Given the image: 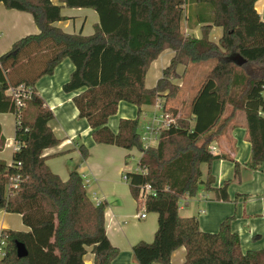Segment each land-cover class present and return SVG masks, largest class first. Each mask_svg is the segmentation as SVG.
I'll use <instances>...</instances> for the list:
<instances>
[{
    "label": "trees",
    "instance_id": "trees-1",
    "mask_svg": "<svg viewBox=\"0 0 264 264\" xmlns=\"http://www.w3.org/2000/svg\"><path fill=\"white\" fill-rule=\"evenodd\" d=\"M256 1L0 0L7 10L30 14L38 28L0 55V114L15 116L17 145L9 165L0 161V210L20 215L28 228L0 232V264H84L87 249L93 264H111L118 255L105 233L106 204L91 201L77 172L63 181L42 156L59 140L50 126L54 116L37 95L35 83L64 59L74 69L62 91L78 92L72 103L91 129L92 140L140 154V172L127 173L125 180L133 199L158 220L153 241L132 247L135 262L170 264L171 254L183 247L182 264H264V250L241 252L230 229L232 218L223 220L216 233H205L194 217L178 214L180 202L200 190L212 193L216 201H228V182L214 188L212 176L201 180L200 166L221 158L209 146L234 112L245 116L251 146L246 167L256 170L264 163V22L255 11ZM62 6L95 11L99 24L94 33L67 34L55 27L63 19ZM182 22L189 30L200 26L202 37L185 35ZM214 27L222 30L218 43L208 39ZM165 50L174 52L170 64L156 86L147 89L146 71ZM236 57L245 62L238 65ZM206 62L213 66L191 100L189 117L177 116L167 107L179 90L172 83L176 68ZM18 88L19 105L7 94ZM157 100H163V111L175 123L158 132L155 146L142 147L137 119H121L116 133L108 128L119 102L140 109ZM227 110L232 114L225 115ZM78 150L85 159L87 149L80 145ZM145 187L150 193L143 192Z\"/></svg>",
    "mask_w": 264,
    "mask_h": 264
},
{
    "label": "crops",
    "instance_id": "crops-1",
    "mask_svg": "<svg viewBox=\"0 0 264 264\" xmlns=\"http://www.w3.org/2000/svg\"><path fill=\"white\" fill-rule=\"evenodd\" d=\"M52 3L59 4L57 0H52ZM254 8L264 22V0L256 1ZM60 14L63 19L54 23V26L67 34L90 36L99 24L96 12L91 9H69L62 6ZM181 31L196 39L202 37L200 26L189 30L182 22ZM36 33L38 28L30 14L7 10L0 4V55L7 52L18 39ZM221 36L222 30L214 27L210 30L208 39L218 43ZM173 55L172 50H165L149 65L144 78L147 89L156 86ZM199 65L187 68L180 65L176 68L177 76L172 83L179 90L173 99L185 87L182 78ZM73 69L70 60L64 59L51 75L41 77L35 83L37 95L54 116L50 126L59 140L57 146L44 150L42 156L46 159L48 168L63 181L67 180L70 172H77L91 201L94 204H106V237L118 249V255L111 264H137L132 255V247L138 242L153 241L158 220L157 214L145 212L140 200L133 199L128 182L124 179L127 173L136 172L140 154L136 150L127 151L115 146L99 145L92 140L91 129L86 120L78 117V111L72 103V98L78 92L67 94L62 91V86L69 80ZM173 99L168 101L167 107L176 110L177 116H180L175 107L169 106ZM238 112L240 111L232 114L231 110L226 111L225 115L232 114V117L209 146V149H213L212 154L221 158L200 166L201 180L205 181L208 175L212 176L214 188H220L228 182V201H216L212 193L200 190L196 196L186 197L181 201L183 204L179 207L178 214L184 218L194 217L200 231L205 233H216L223 220L232 218L230 229L238 236L241 252L247 253L264 250V163L256 170L246 167L250 160L251 146L246 139L245 121L237 119ZM153 114L160 115V112H154L153 105L138 109L131 104L119 102L116 113L108 119L107 126L116 133L121 119H137L142 130ZM15 124L13 114H0V133L3 138L0 161L8 165L17 147L14 141ZM80 145L87 149L85 159L79 153ZM135 151L138 157L135 164H131ZM235 164L238 165L237 170ZM5 229L28 231L20 215L0 210V232ZM88 251L90 250L87 249ZM87 254L83 258L84 264H93L92 254ZM184 260L183 247L170 256V264H182Z\"/></svg>",
    "mask_w": 264,
    "mask_h": 264
},
{
    "label": "rangeland",
    "instance_id": "rangeland-1",
    "mask_svg": "<svg viewBox=\"0 0 264 264\" xmlns=\"http://www.w3.org/2000/svg\"><path fill=\"white\" fill-rule=\"evenodd\" d=\"M213 66V62H206L198 67H195V69L190 70L189 74H187L183 79L185 83V87L183 90H181L180 94L173 100L170 101L169 106L175 107L178 112L180 113V116L182 118H187L190 115V103L193 97L195 96L197 90L200 87V84L206 74L210 71V69ZM237 119L244 120L245 121V116L242 112L237 113ZM191 126H193V121H190ZM138 132L141 133L142 130L140 128V123L138 124ZM156 145L155 142H153V146ZM137 153L135 151L133 158H131L130 163L135 164V161L137 160ZM130 160V159H129ZM183 204V202L180 203V206ZM89 250V249H88ZM90 251H88L87 255L89 254Z\"/></svg>",
    "mask_w": 264,
    "mask_h": 264
},
{
    "label": "built area",
    "instance_id": "built-area-1",
    "mask_svg": "<svg viewBox=\"0 0 264 264\" xmlns=\"http://www.w3.org/2000/svg\"><path fill=\"white\" fill-rule=\"evenodd\" d=\"M8 92H9V95L11 94L15 96V98L17 99V104L19 105L20 104L19 98H18L19 88L17 90H14V91L10 90ZM23 98H26L25 94L23 95ZM153 108H154V112H160V115L153 114L150 122H147L143 125L142 132L139 133L143 148L152 147L153 142H155L156 144L158 132L160 130L168 128L170 125L175 123V119L173 118V116L163 111V102L161 100H157L154 103ZM16 150H17V147H16ZM209 150L211 153L213 152V149H209ZM136 172H140L139 167H137ZM12 187L17 188L16 181L12 182ZM143 192L150 193L149 188L145 187L143 189ZM141 217L143 218L144 215H141ZM3 256H4V242L0 240V260L3 258Z\"/></svg>",
    "mask_w": 264,
    "mask_h": 264
},
{
    "label": "water",
    "instance_id": "water-1",
    "mask_svg": "<svg viewBox=\"0 0 264 264\" xmlns=\"http://www.w3.org/2000/svg\"><path fill=\"white\" fill-rule=\"evenodd\" d=\"M234 60L237 62L238 65H242L245 62L240 57H236Z\"/></svg>",
    "mask_w": 264,
    "mask_h": 264
}]
</instances>
